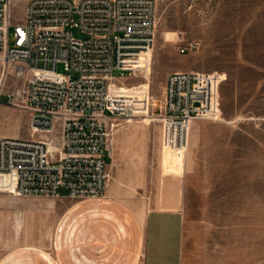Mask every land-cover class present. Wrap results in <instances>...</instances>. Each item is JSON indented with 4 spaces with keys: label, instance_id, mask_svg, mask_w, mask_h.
I'll use <instances>...</instances> for the list:
<instances>
[{
    "label": "rangeland",
    "instance_id": "374dc122",
    "mask_svg": "<svg viewBox=\"0 0 264 264\" xmlns=\"http://www.w3.org/2000/svg\"><path fill=\"white\" fill-rule=\"evenodd\" d=\"M156 1L151 78L127 85L143 86L158 104L156 115L170 73L222 72L221 120L194 122L180 154L166 150L161 125L150 117L122 122L105 158L109 175L124 183L114 199L1 193L0 238L26 242L29 223L37 222L29 237L36 248L51 252L56 239L66 241L67 264H139L147 192L159 197L167 181L176 179L183 197V264H264V0ZM25 4L16 1L14 21L23 19ZM74 35L81 37L77 29ZM189 41L199 49L181 54ZM21 83L12 76L3 83L0 135L29 137L28 113L7 105L6 94ZM27 207L40 213L31 217ZM18 219L20 233L8 232ZM45 251L36 250L35 264H47Z\"/></svg>",
    "mask_w": 264,
    "mask_h": 264
},
{
    "label": "built area",
    "instance_id": "2783aa9c",
    "mask_svg": "<svg viewBox=\"0 0 264 264\" xmlns=\"http://www.w3.org/2000/svg\"><path fill=\"white\" fill-rule=\"evenodd\" d=\"M16 1L0 0V74L22 82L7 105L28 113L30 134L0 137V194L102 198L105 158L122 122L150 117L163 146L180 154L194 122L221 120L222 72L170 73L156 115L143 86L127 85L151 76L156 0H25L23 19L14 21ZM199 47L189 41L180 53Z\"/></svg>",
    "mask_w": 264,
    "mask_h": 264
},
{
    "label": "crops",
    "instance_id": "0c3cea01",
    "mask_svg": "<svg viewBox=\"0 0 264 264\" xmlns=\"http://www.w3.org/2000/svg\"><path fill=\"white\" fill-rule=\"evenodd\" d=\"M0 137L21 136L19 133H11L0 135ZM165 148L167 151L171 150L167 146ZM111 166L116 171V163L114 162ZM129 180L135 184L133 178ZM119 186L123 187L124 183L117 174L110 173L105 198L114 199L119 189L121 190ZM154 195L155 193L149 190L144 199L147 211L143 219L139 264H183L184 213L179 181L169 179L160 196ZM21 223H23L22 220ZM58 227L61 229V224H58L54 230L57 231ZM12 230L16 229H9L8 232ZM54 245L55 251L52 249L51 252H46L36 248L34 238L28 237L26 242L12 237L0 238V264H35L36 250L46 252L44 254L47 257V264H67L66 241L63 243L61 239H56Z\"/></svg>",
    "mask_w": 264,
    "mask_h": 264
},
{
    "label": "bare ground",
    "instance_id": "6f19581e",
    "mask_svg": "<svg viewBox=\"0 0 264 264\" xmlns=\"http://www.w3.org/2000/svg\"><path fill=\"white\" fill-rule=\"evenodd\" d=\"M151 74H152V70H151ZM150 78H151V76L146 80V81H149L150 80ZM3 83H4V79H2L1 78V83H0V89H2V87H3ZM27 210H29V212L31 213L30 214V216L32 217L33 215H35V214H38V213H40L39 212V209L38 208H31V207H27ZM22 220V219H21ZM21 220H17V224H16V230H14L16 233H20V231L23 229V223H21ZM13 221V220H12ZM29 224H31V229H28V232L30 233V234H32V233H36V231H37V229L39 228V226H38V224H37V222H35V223H29ZM30 234L28 235L29 237H30Z\"/></svg>",
    "mask_w": 264,
    "mask_h": 264
}]
</instances>
